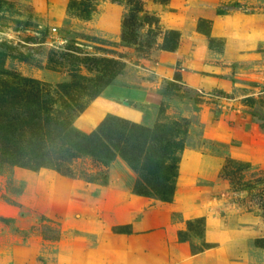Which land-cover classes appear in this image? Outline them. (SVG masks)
<instances>
[{"label": "rangeland", "instance_id": "374dc122", "mask_svg": "<svg viewBox=\"0 0 264 264\" xmlns=\"http://www.w3.org/2000/svg\"><path fill=\"white\" fill-rule=\"evenodd\" d=\"M69 1L0 0V70L82 91L83 77L101 75L84 58L118 61L112 85L157 90L156 122L187 124L175 194L171 202L133 195L135 173L120 159L106 168L105 186L0 168V264H264L256 243L264 240V43L251 42L264 35V0H144L163 31L180 35L175 51L148 52L121 41L123 2L89 0L86 20ZM233 2L242 7L216 15ZM93 100L74 121L86 132L90 118L97 126L112 114L95 113ZM227 159L248 165L240 175L252 190L230 188ZM73 168L95 169L87 159Z\"/></svg>", "mask_w": 264, "mask_h": 264}, {"label": "trees", "instance_id": "16d2710c", "mask_svg": "<svg viewBox=\"0 0 264 264\" xmlns=\"http://www.w3.org/2000/svg\"><path fill=\"white\" fill-rule=\"evenodd\" d=\"M112 1L123 2L127 6L121 22L123 44L135 45L137 51L143 48L147 52L154 45L165 51L177 49L179 33L175 30L163 31L156 14L145 10L144 0ZM154 1L164 4L167 0ZM227 6L219 7L216 14L222 16L229 8L242 7L238 2ZM68 8L86 20L94 11L89 0H70ZM139 28L145 30L143 36L138 34ZM197 28L209 36L200 24ZM83 63L89 70L101 75L93 82L83 77L87 87H80L82 91L73 89L70 83L52 88L38 79L0 70V168L17 167L34 172L51 169L70 179L105 186L108 183L106 168L120 159L135 173L131 186L133 195L171 202L176 190L178 163L184 149L181 135L187 132L185 120L171 123L158 121L147 127L107 114L93 130L86 132L78 129L74 125L75 119L85 110L88 102L112 85L119 71L116 68L119 62L111 59L86 57ZM83 159L89 160L95 169H82L78 173L73 165ZM247 168L246 163L233 159L225 160L221 168L222 178L235 193L253 189L240 175ZM259 205L264 210V199ZM193 222H187L189 229ZM195 222L201 223V220ZM178 238L186 241L185 232H179ZM256 243L264 246V240H257Z\"/></svg>", "mask_w": 264, "mask_h": 264}, {"label": "crops", "instance_id": "0c3cea01", "mask_svg": "<svg viewBox=\"0 0 264 264\" xmlns=\"http://www.w3.org/2000/svg\"><path fill=\"white\" fill-rule=\"evenodd\" d=\"M251 42L256 46L264 43V35H256ZM163 57L165 59L169 57L171 60H175L177 58L174 55L168 56V54H164ZM161 65L162 63L159 64V66ZM136 89L137 90H132L114 84L109 85L103 90L100 96L93 100L94 102L92 107H95V113L96 111H104L128 119L135 123L152 127L156 122L157 117L155 112H159V107L162 102V95L155 89ZM157 96L160 97L159 100L157 99ZM96 122V118H90L89 122L86 124L91 128L90 131L94 129Z\"/></svg>", "mask_w": 264, "mask_h": 264}, {"label": "water", "instance_id": "95a60500", "mask_svg": "<svg viewBox=\"0 0 264 264\" xmlns=\"http://www.w3.org/2000/svg\"><path fill=\"white\" fill-rule=\"evenodd\" d=\"M124 103H126V102H124Z\"/></svg>", "mask_w": 264, "mask_h": 264}]
</instances>
